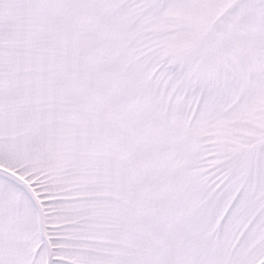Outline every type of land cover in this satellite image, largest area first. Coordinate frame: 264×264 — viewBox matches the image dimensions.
<instances>
[{"label":"snow or ice","instance_id":"1","mask_svg":"<svg viewBox=\"0 0 264 264\" xmlns=\"http://www.w3.org/2000/svg\"><path fill=\"white\" fill-rule=\"evenodd\" d=\"M0 264H264V0H0Z\"/></svg>","mask_w":264,"mask_h":264}]
</instances>
